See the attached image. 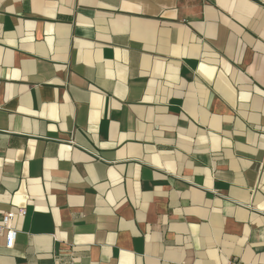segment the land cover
I'll list each match as a JSON object with an SVG mask.
<instances>
[{
	"label": "crops",
	"instance_id": "1",
	"mask_svg": "<svg viewBox=\"0 0 264 264\" xmlns=\"http://www.w3.org/2000/svg\"><path fill=\"white\" fill-rule=\"evenodd\" d=\"M0 264H264V0H0Z\"/></svg>",
	"mask_w": 264,
	"mask_h": 264
},
{
	"label": "built area",
	"instance_id": "2",
	"mask_svg": "<svg viewBox=\"0 0 264 264\" xmlns=\"http://www.w3.org/2000/svg\"><path fill=\"white\" fill-rule=\"evenodd\" d=\"M24 209H17L15 212L9 211L0 214V234L4 236L5 248L11 249L14 246L17 231L12 225L15 217L25 216ZM224 264H248L242 263L239 260H227Z\"/></svg>",
	"mask_w": 264,
	"mask_h": 264
}]
</instances>
